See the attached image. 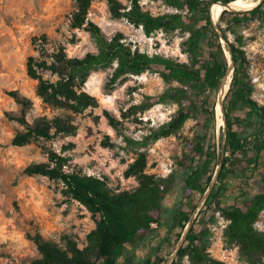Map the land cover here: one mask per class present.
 <instances>
[{"label":"trees","instance_id":"16d2710c","mask_svg":"<svg viewBox=\"0 0 264 264\" xmlns=\"http://www.w3.org/2000/svg\"><path fill=\"white\" fill-rule=\"evenodd\" d=\"M129 10L119 0H108L114 18H126L131 24L142 27L146 35L155 32L188 33L183 42V51L188 54L189 62H181L163 55L142 53L128 41L122 32L112 36L106 35L93 22H88L85 30L96 45L95 52H88L83 57H69L62 45L49 47L51 38L42 35L34 38L39 56L29 57L28 74L38 80L37 95L51 107L61 112L52 116H39L32 121L29 113L34 109V102L14 90L9 95L20 107L19 112L9 114L22 128L12 140V145L23 147L33 141L54 140L73 137L78 134L79 125L76 114L95 105V99L79 90L86 84L92 72L114 68L110 84H116L127 75L140 76L146 72H155L161 77L166 89L156 95L144 96L143 100L133 105L129 112L143 116L157 106H178L172 113L170 121L152 128L142 140H136L123 131V123L113 114L105 112L109 125L123 136L124 149L142 150L139 157L125 171V177H136L138 186L130 191H118L110 186L108 179L99 178L80 172H66V158L55 152H48L49 161L32 163L25 169L29 176H43L63 183L64 193L84 206L95 223L86 237L87 245L83 248L71 236H63L61 244L46 240L40 234L30 236L36 245L40 258L32 264H118L126 250L152 236L163 222V201L168 197L171 180L147 174L146 152L172 135L178 134L190 119L186 107L193 105L195 91L202 82H207L213 94L226 80L228 61L224 53L221 38L224 39L230 52L234 75L226 98H231L228 106L224 105L226 121L225 154L216 182L207 197L198 219L189 228L177 254L170 264H225L213 258L209 252L213 233L209 225L216 224V214L228 221L224 230V239L228 245L239 248L240 258L244 264H264V232L256 228L260 214L264 211V190L255 194L250 200L235 202L225 206L223 198L228 193L230 178L242 179L247 186L264 152V107L259 106L252 98L255 91L248 75L249 61L245 48V22L242 17L259 18L264 23V2L250 12H228L221 15L217 27L213 25L210 13L214 3H230L236 0H163L176 10L155 16L144 10L137 0H130ZM77 9L72 16L73 28L84 24L87 8L91 0H75ZM127 10V11H125ZM207 34L204 49L207 59L202 61L197 56L199 36ZM229 36L234 38L230 41ZM56 77V81L45 80L44 74ZM239 105L251 109L247 122L239 119L252 133L244 136L234 130L231 114ZM206 110L211 117L210 134L212 143L205 148L204 144H194L188 169L190 173L184 178L185 191L190 200L194 193L204 194L210 186L216 169L217 152L215 142L216 118L214 105ZM222 115V113H221ZM257 116L260 121L254 122L249 117ZM223 120V118H222ZM223 141V135H221ZM111 145V144H110ZM198 161V166L192 167ZM264 174V172H263ZM263 179V178H262ZM264 180V179H263ZM196 206L179 211L176 226L184 232ZM210 213V214H209ZM152 224H157L153 229ZM178 233L173 245L157 244L154 256L147 257L138 264H167L168 258L180 241ZM168 240V238L166 239ZM170 243V242H169ZM168 249V252H166Z\"/></svg>","mask_w":264,"mask_h":264},{"label":"rangeland","instance_id":"374dc122","mask_svg":"<svg viewBox=\"0 0 264 264\" xmlns=\"http://www.w3.org/2000/svg\"><path fill=\"white\" fill-rule=\"evenodd\" d=\"M119 1L129 10L130 0ZM137 2L155 16L176 12L163 0ZM76 9L75 0H0V264H32L40 258L30 236L40 234L46 240L60 244L63 236H71L83 248L87 245V235L95 229L91 213L64 193L63 183L48 177L29 176L25 173L27 166L48 162V152H55L66 158V172L106 178L110 186L118 191L133 190L139 182L136 177H125V171L142 150L124 149L126 144L123 136L109 125L105 112L115 115L123 123L124 133L142 140L152 128L170 121L172 113L178 109L176 105L157 106L141 117L133 115L129 109L141 102L144 96L156 95L166 89L159 74L146 72L140 76L127 75L116 84L109 85L114 68L98 70L91 73L86 84L79 90V93L94 98L95 105L76 114L79 125L76 136L39 139L23 147L13 146L12 140L22 128L9 117L10 113L20 111V107L9 95L11 91L19 90L34 102V109L28 115L30 121L39 116L52 117L61 112L43 102L37 95L38 80L28 74L29 57H38L40 54L33 43L34 38L47 35L51 38L49 47L62 45L69 57H83L88 52L96 51L93 39L85 30L91 21L108 36L122 32L133 43L134 49L142 53L172 57L181 62L190 61L188 54L183 51V42L189 37L188 33L158 31L148 36L142 27L131 24L126 18H114L108 0H91L83 26L73 28L72 16ZM242 19L245 22L243 34L246 43L244 51L249 61L248 75L255 89L252 98L264 107V23L250 16ZM206 38L207 34H201L197 44V56L202 61L207 59L203 43ZM229 39L231 42L234 40L232 36ZM221 43L226 55L227 45L222 39ZM226 59L229 65L227 55ZM43 77L45 80H57L49 73ZM232 80L233 77L230 78ZM227 83L226 80L223 89L220 86L211 94L208 83L202 82L195 91L193 105L185 109L190 112V119L182 130L162 139L146 152L145 172L171 180L170 193L162 204L163 222L152 236L129 247L118 264H138L155 255L157 244L163 242L164 245H173L177 234L184 233L179 228L174 229L179 211H188L196 206L191 216L193 224L198 219L207 200L206 192L194 193L189 200L184 178L190 173L188 166L194 156V144H204L207 150L212 143L211 117L206 110L214 105L216 116L219 105L228 106L231 98H226L228 93L224 94ZM249 112V107L239 105L231 114L234 130L244 136L252 133L253 128L247 127L246 123L242 124L239 119L248 122ZM249 118L257 123L260 121L255 115ZM261 129L264 130V127ZM223 141L215 132L216 168L222 161L220 155ZM196 166L198 161L192 167ZM263 171L264 152L249 186H243L242 179L228 180V193L223 198V204L229 206L250 200L259 189L252 180L264 179ZM216 218L217 223L209 225L213 233L209 249L211 256L225 264H244L238 246H230L225 242L224 230L228 221L219 213ZM256 228L264 232V211L260 214ZM169 250L172 249L166 252ZM186 264H189L188 261Z\"/></svg>","mask_w":264,"mask_h":264},{"label":"bare ground","instance_id":"6f19581e","mask_svg":"<svg viewBox=\"0 0 264 264\" xmlns=\"http://www.w3.org/2000/svg\"><path fill=\"white\" fill-rule=\"evenodd\" d=\"M257 4H258V0H236V1L231 3L230 8L233 11H238V12L250 11V10H253L254 8H256ZM210 9H211L210 13H211V17H212L213 22L218 24L222 13L225 11V8L223 6H221L220 4H214L213 6H211ZM226 53H227L226 55L228 57V60L230 61L229 52L226 51ZM232 77H233V74H231L227 78L228 83H227V86L225 88L224 94H227L230 90L231 83H232L230 81V78H232ZM221 113H222V115H221ZM215 118H216V132H217V135L221 136L222 132H223V127H224L222 105H219V107L216 108ZM222 118H223V120H222Z\"/></svg>","mask_w":264,"mask_h":264},{"label":"water","instance_id":"95a60500","mask_svg":"<svg viewBox=\"0 0 264 264\" xmlns=\"http://www.w3.org/2000/svg\"><path fill=\"white\" fill-rule=\"evenodd\" d=\"M233 2H234V1H233ZM263 2H264V0H258V4H257V6H259V5H260L261 3H263ZM231 3H232V2L227 3V4H224V3L218 2V3H214V4H220L221 6H223V7L225 8V11H228V12H238V11H233V10L230 8ZM214 4H212L211 6H213ZM257 6H256V7H257ZM243 12H245V11H243ZM212 22H213V20H212ZM213 25H214L215 27H217L218 24H216L215 22H213ZM221 39H222V38H221ZM222 40L224 41V39H222ZM224 42H225V41H224ZM225 44H226V43H225ZM227 51H228V49H227ZM228 52H229V51H228ZM229 55H230V52H229ZM230 74H233V75H234V66H233V62H232L231 55H230V61H229V65H228L227 75H226V77L223 79V81L226 80V79L230 76ZM224 85H225V82H224V84H223V82H222V85H221V88H222V89H223V86H224ZM222 102H223V100H222ZM222 111H223V118H224V128H223V137H224V141H223V146H222L221 153H222V157H223L224 154H225V143H226V140H225V138H226V128H225L226 121H225V114H224L223 105H222ZM220 167H221V165L219 164V166H217V168H216V171H215L214 177H213V179H212V182H211V184H210L208 190H207L206 193H205V198L208 197V195L210 194V191L212 190V188H213V186H214V184H215V182H216V179H217V176H218V173H219ZM197 214H198V212H197ZM194 215H195V214H194ZM193 220H194V219H193ZM193 220H192V218L190 219V221H189V223H188L186 229L184 230V233H183V235H182V237H181V239H180V241H179V243H178V245H177L176 250L174 251L172 257L168 260L167 264H170V263L173 261V259L175 258V256H176V254H177V251H178V249H179L181 243L183 242V240H184V238H185V236H186V234H187L189 228H190L191 225L193 224Z\"/></svg>","mask_w":264,"mask_h":264},{"label":"flooded vegetation","instance_id":"af4514ba","mask_svg":"<svg viewBox=\"0 0 264 264\" xmlns=\"http://www.w3.org/2000/svg\"><path fill=\"white\" fill-rule=\"evenodd\" d=\"M262 155H263V153H262ZM261 159H262V158H261ZM263 172H264V171H263ZM252 183H254L255 186L259 187V189H258V191L256 192V194L259 193V192H261L262 190H264V180L262 179V177H261V178L253 179V180H252ZM247 184L250 185L251 182L249 181ZM249 185H247V186H249ZM243 186H244V184H243Z\"/></svg>","mask_w":264,"mask_h":264},{"label":"built area","instance_id":"2783aa9c","mask_svg":"<svg viewBox=\"0 0 264 264\" xmlns=\"http://www.w3.org/2000/svg\"><path fill=\"white\" fill-rule=\"evenodd\" d=\"M151 226H152L153 229L157 228V224H152Z\"/></svg>","mask_w":264,"mask_h":264}]
</instances>
